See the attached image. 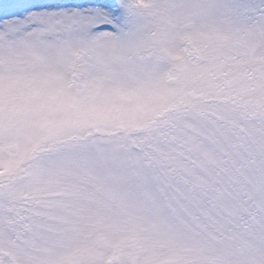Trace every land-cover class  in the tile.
Listing matches in <instances>:
<instances>
[{
  "label": "snow or ice",
  "instance_id": "6c2138e0",
  "mask_svg": "<svg viewBox=\"0 0 264 264\" xmlns=\"http://www.w3.org/2000/svg\"><path fill=\"white\" fill-rule=\"evenodd\" d=\"M0 264H264V0H0Z\"/></svg>",
  "mask_w": 264,
  "mask_h": 264
}]
</instances>
